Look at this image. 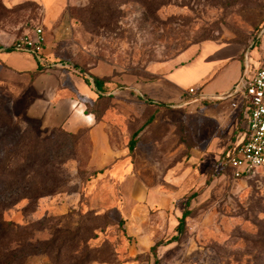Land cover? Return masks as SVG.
<instances>
[{"label":"rangeland","instance_id":"obj_1","mask_svg":"<svg viewBox=\"0 0 264 264\" xmlns=\"http://www.w3.org/2000/svg\"><path fill=\"white\" fill-rule=\"evenodd\" d=\"M3 1L10 47L41 28L48 55L39 89L0 64V160L8 156L17 175L0 177V210L23 239L3 254L25 264H154L151 248L173 237L188 211L181 242L159 250L161 264H264V169L233 183L220 162L226 141L211 145L206 161L191 157L208 142L198 102L165 110L138 98L158 84L157 66L185 51L215 55L198 47L204 42L256 46L249 62L259 48L264 55V0H48L47 10ZM243 63L245 75L247 55ZM84 75L103 79L106 92L84 85ZM69 96L80 117L93 115L89 126L45 128L48 114L66 116Z\"/></svg>","mask_w":264,"mask_h":264},{"label":"crops","instance_id":"obj_2","mask_svg":"<svg viewBox=\"0 0 264 264\" xmlns=\"http://www.w3.org/2000/svg\"><path fill=\"white\" fill-rule=\"evenodd\" d=\"M3 3L7 8L35 3L47 10L48 0H4ZM4 35L0 31V64L14 73L21 74L25 80L31 83V87L39 89L40 83L47 79V75L42 72L40 65L48 55H43L42 61L39 62L33 55L28 53L16 51L8 53L6 50L13 48L10 47L13 44V40L8 39ZM207 45L212 46L216 51L215 55L194 56L192 53L185 55V51L178 56L179 59L177 58L178 61L175 63L168 66H157L152 71V74L160 77L158 84L143 87L141 89L142 93L138 96L142 100H145L146 96L157 100V105L165 110L183 108L186 104L184 103L185 98L194 99L198 102V108H200L198 109V123L203 130V134H205L204 139L208 140V142L205 145V150L196 146L190 154L192 159L203 156L205 161L209 157H213L210 152L211 145H219L226 141L228 145L226 153H224L225 156L230 150L244 141L247 117L242 98L235 96L221 100V97L227 95L245 76H251L264 61V55L261 54V49L259 48V52L255 55L253 62H249V57L255 51L256 46L247 48L239 44L207 41L198 47L201 48ZM259 46H263L262 42H260ZM245 55H247V70L244 75L243 60ZM195 62H198L196 66L198 69H195L197 75L194 78L193 69L190 68H194L192 64ZM189 77L192 79V83L188 86L187 80ZM83 83L87 85L85 80ZM190 89H196L197 95H189ZM55 96L56 92L51 93L52 106ZM65 102L67 107L66 116L50 119L51 115L48 114L49 118L44 121V127L47 129L63 127L72 132L74 128L80 129L89 126L88 120L93 115L83 111V118L80 117L78 115L80 111L76 106L78 102L71 96L65 98ZM141 132L138 136V141L142 136ZM182 148H184L183 145L181 146ZM137 150L138 143L133 155ZM129 155H131L130 152ZM217 157L215 156V160ZM205 161L203 162L205 163Z\"/></svg>","mask_w":264,"mask_h":264},{"label":"built area","instance_id":"obj_3","mask_svg":"<svg viewBox=\"0 0 264 264\" xmlns=\"http://www.w3.org/2000/svg\"><path fill=\"white\" fill-rule=\"evenodd\" d=\"M46 48L44 30L37 28L33 36H25L13 45L16 52L33 55L42 61ZM189 95H197L190 89ZM241 97L247 117L244 141L230 150L223 158L221 166L230 173L233 183H238L264 169V61L251 75L241 79L221 100Z\"/></svg>","mask_w":264,"mask_h":264},{"label":"trees","instance_id":"obj_4","mask_svg":"<svg viewBox=\"0 0 264 264\" xmlns=\"http://www.w3.org/2000/svg\"><path fill=\"white\" fill-rule=\"evenodd\" d=\"M262 30L259 32V35L261 34ZM260 44V41L258 42V45ZM257 45V46H258ZM14 49L10 48L7 49L6 52L10 53L13 52ZM83 79L85 80V83L88 86H93L95 89V92L102 96L106 92V84L103 79H100L98 77L93 76H87L84 75ZM153 121V118L149 120L151 123ZM142 131V128L138 131L134 132L129 140L128 149L131 155H133L134 150L136 148V145L138 143V136L140 132ZM224 158V157H223ZM221 159V163H222ZM11 159L7 156L5 159L0 160V177H7V178H13L16 177V173L8 172V166L7 163H9ZM219 162V163H220ZM98 173H102V171H98ZM4 189H7L4 188ZM10 189V188H9ZM2 190V189H0ZM47 193H40L37 194L35 198H40L44 196ZM189 217V212L185 211L182 218L179 219V224L176 228V234L167 240H161L157 242L152 248H151V254L154 259V264H161V259L158 256L159 250L164 247H168L173 244H179L186 232V220ZM22 231L19 230V227L16 226L11 221H5L3 218V213L0 210V264H25V257L23 255H4L3 250L7 246V244L16 243L17 248H21L22 244Z\"/></svg>","mask_w":264,"mask_h":264}]
</instances>
